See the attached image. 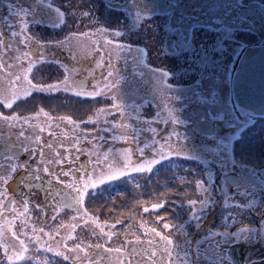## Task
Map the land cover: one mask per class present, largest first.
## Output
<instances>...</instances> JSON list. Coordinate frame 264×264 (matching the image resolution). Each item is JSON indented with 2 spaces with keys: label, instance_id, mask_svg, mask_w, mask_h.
<instances>
[{
  "label": "flooded vegetation",
  "instance_id": "af4514ba",
  "mask_svg": "<svg viewBox=\"0 0 264 264\" xmlns=\"http://www.w3.org/2000/svg\"><path fill=\"white\" fill-rule=\"evenodd\" d=\"M105 1H107L106 8L110 7L108 9L112 11L111 7H114L115 3L134 7L136 15H130L128 10L129 20L126 15L124 17L129 22L141 20L142 23L139 21L141 25L138 23L139 26H136V28L141 27V30L133 31V27L128 22L127 25L113 18L112 21L107 22L106 27L109 29L107 36L91 37L88 39L90 44L85 43L84 38H77L71 40L67 46L58 47L55 42L64 41V36L34 35L29 29L27 35L32 39L27 44L22 43L23 37L19 36L8 48L0 45V88L8 86L7 81L11 74H20L23 69H27L31 60L32 71L28 75L34 84L47 86L60 83L67 74L71 81H84L85 88L77 90L98 93L92 97L76 96L72 92L66 93L62 90L52 93L33 91L30 96L18 100L13 106V111L33 119L25 122L22 127L16 124L11 130L6 125H0V174H6L13 163L29 160V155L23 151V147H35L33 141L37 135L40 136L42 145L48 143L52 145L51 149L48 147L43 149L46 160L55 159L57 153L65 157L69 155L73 158L78 157L71 167L79 168L81 164H88L89 175L92 174L93 168L98 175L101 168L106 167L103 156L110 148L113 152L117 149L131 148L133 160L138 158L139 148H144L145 158H155L158 161L153 165L152 171L145 173L129 171L124 177L109 182L114 184V188L103 199L100 198V193L104 192V185L91 191L84 205L89 213L87 217L77 214L72 208L65 207L59 198L49 201L50 205H58V208L48 206L44 210L46 215H50L49 219L64 212L67 213L64 219L72 220L75 217L73 220L77 223L83 219L93 220V217L97 221L114 222L117 220L112 219L114 213L106 214L105 210L115 208L112 194L120 187L119 184H115L116 181L123 179L129 198L135 199L140 196L148 198L147 196L152 195L154 187L156 195L159 193L157 198L162 194L163 158L157 154V151L163 145V140L169 138L167 140L170 141L169 148L164 151L169 153L168 156L173 157V171L177 182L183 178L187 186L204 190L194 193L195 197L200 196V198L194 202L196 209L188 213L189 220L202 221L200 223L202 228H197V232L200 233V237L206 236L202 246L205 247L206 259L203 264L253 262L254 256L264 253V244L258 238L254 241L248 240L251 245L243 242L236 244L233 238L229 240L230 244L227 243L224 233L233 227V223L237 228L240 227L242 216L239 212H235V215L226 213V197L223 196L224 189L228 185L244 186L248 179L264 177V107L254 109L237 102L231 87L233 76L255 49L264 42V7L255 1L241 2V0ZM12 2L24 3V0H12ZM29 2L33 7L39 5L31 29L56 20V15L47 7L49 1L29 0ZM114 11L121 12L117 6ZM9 12L8 0H0V26L4 27L6 33L7 27L2 23H7L4 18L9 16ZM115 25L124 27V30L116 31ZM116 32L119 36L114 35ZM252 35L256 44L250 48L245 39ZM108 41L112 42L111 45L107 43ZM39 45L47 46L41 48ZM116 45L122 47H114ZM24 53L28 55L25 56ZM166 57L169 60H164ZM109 66L113 72L111 77L107 76ZM11 78L14 80L15 76ZM17 86L22 87V84ZM168 93H170L169 101H167ZM69 95L76 98V101H73L75 104L82 99H88L92 108L104 109L102 118L105 116L113 118L119 114V109L113 108L112 105L120 103L126 118L124 129L126 133L120 134L122 130L120 128L115 130L119 135L131 138L134 129L137 140L133 143L108 140L106 135L110 134L112 137L114 132L99 131L104 128L97 122L90 125L92 128L88 129L87 133L96 131L105 139L100 140L98 137L88 135L87 137L91 138L84 141L82 123L78 120L83 113L80 111V105L77 106L79 110L75 106L70 111ZM113 96L117 97L116 101L112 100ZM40 109L48 113V116L41 113L36 118ZM212 109L218 113L212 115ZM165 110L174 121L170 130L178 133V137L173 133L170 134L169 129L157 134L149 131L148 127L152 123L159 125L158 122L162 120ZM0 112L11 114L10 110L2 107ZM91 113L96 116L95 119L100 115L99 112L97 115L94 114V110ZM67 116L77 121L80 127L76 128L67 120L59 119ZM178 119H183L184 123H178ZM21 131L24 133L23 136L19 135ZM76 138L79 139L78 146L83 151L77 152L74 143ZM98 144L104 147L99 148ZM149 146H153L154 149H149ZM68 149H71L70 153ZM222 150H225V153H222ZM90 151L93 153L92 156L88 155ZM97 153L100 155L98 166L95 163ZM112 159L114 160V157ZM38 160V155L34 153L33 163ZM63 167L64 170H68L67 160ZM79 174L83 175L82 172ZM23 175V170L18 169L14 180L10 181L12 187L8 189L5 200L12 198L17 204L15 208L10 207L0 214V222L5 228L8 220L17 221L20 215L34 214L32 210L37 208L36 205L44 204V189L39 186L41 182H30L37 185L30 189L20 181ZM41 175L46 177L47 174L41 173ZM16 184H19L18 190ZM44 187L47 185L44 184ZM19 192H23L28 200L27 210L21 203L22 197ZM157 215L162 214L160 212ZM127 221H129L127 226L135 227L133 220L127 219ZM90 231L92 236L98 237L96 235H99V228ZM141 235L143 234H138ZM9 237L10 232H7L6 243L13 242ZM129 238L134 240L135 235L132 234ZM141 239L144 241L143 248L129 259L139 260L144 264L147 259L146 250H151L156 253L152 257L154 264L163 262L165 256L162 245L154 241L157 247L153 249L147 243L148 240L143 237ZM104 241L108 240L103 235ZM232 243L235 244L232 246ZM94 245L97 243L92 246ZM92 246L88 249L89 253L92 252L89 258L99 260V264H103L109 255L104 257L103 248L96 249ZM131 247L132 244H125L126 250H130Z\"/></svg>",
  "mask_w": 264,
  "mask_h": 264
},
{
  "label": "rangeland",
  "instance_id": "374dc122",
  "mask_svg": "<svg viewBox=\"0 0 264 264\" xmlns=\"http://www.w3.org/2000/svg\"><path fill=\"white\" fill-rule=\"evenodd\" d=\"M47 7L52 11L53 14L56 15V20H52L50 23L45 22L44 24H40L39 27L30 29V31L33 34L40 35V36H51V37H66V35L75 34L77 38H84L85 43H89L88 40L91 37H97L100 36H107V33L109 29H107L106 26H108L107 22L112 21L114 18L116 21H121L124 24H131L133 27V31H140V28H136V26H139V21L142 23L141 20H136L133 22H129L128 20V14L127 11H129L130 15L135 16L136 12L134 11V7L128 6L125 4L124 6H120L122 4L115 3L114 7H111L112 10L108 9L110 7L105 6V0H46ZM237 1V0H236ZM249 1H255L259 3L260 6L264 7V0H241V2H249ZM54 5V6H53ZM110 5V4H109ZM119 7L120 13H116L114 9ZM126 11V12H125ZM75 12L76 16H71V13ZM81 13H85V15H81ZM88 13L91 15V19L88 18ZM66 14V15H65ZM127 19H125V16ZM64 16H65V22H64ZM109 17L111 19H109ZM55 19V18H54ZM61 20V21H60ZM137 23V24H136ZM139 23V24H138ZM62 24V25H61ZM127 24V25H128ZM141 25V24H140ZM120 25H115L116 31H123L124 27H119ZM120 28V29H119ZM104 29V32H99L98 30ZM108 30V31H107ZM155 31V30H154ZM164 32V31H163ZM115 36H119L117 32L114 34ZM247 46L252 48L256 41L253 38V35L251 37H247L246 39ZM75 46V44H72ZM164 60H169V58H165ZM170 93L167 94V101L170 99ZM69 104H70V111L73 110V108L78 105H80V111L83 113L82 116L78 118L79 121H84L85 123H82L83 127V135L87 133V130L92 128L90 126L91 124L86 123L89 117H92L93 120H98L101 127L105 129L109 127V125H121L119 127L121 130L120 134L126 133L125 129V122L126 118L124 116V109L123 114H116V116H113V118H110L109 116L101 117L102 113L99 112V110H96V107L92 108L91 101L88 99H82L77 104H75L76 98L71 97L69 95ZM78 109V107L76 108ZM91 109V111H90ZM79 110V109H78ZM92 110H94V114L97 115L99 112L100 115L95 119V115H92ZM120 111V110H119ZM149 113L151 114L150 110L148 109ZM107 112V110H106ZM212 112L214 114H217L215 109H212ZM87 113V115H85ZM108 115V113H107ZM162 120L159 121V125L152 123V125H149V131L152 132V134L161 133L164 132L165 129H169L170 134L174 132V130H170L172 127V123L174 122L171 118L172 116L165 110L164 114L162 115ZM149 117H147L148 120ZM155 118V117H151ZM151 118L149 119L151 121ZM109 123H105V120ZM178 123H184L182 120H177ZM264 124V123H263ZM168 126V127H167ZM251 129V128H250ZM110 133V131H109ZM107 134V132H106ZM115 135H119L116 130L114 132ZM91 137H84L85 140H89ZM106 138L108 140H112V137L109 135H106ZM169 139V138H168ZM167 139V140H168ZM163 140V151L169 148L170 141ZM153 142H151V145ZM98 144L97 147L103 148L104 145ZM92 147H95L92 145ZM216 148V147H215ZM217 148H221L220 146H217ZM149 149H154L153 146H149ZM222 153H225V150L221 151ZM163 156V183H162V194H167V199L170 201L164 209L159 210V212H150V213H144L143 209L145 207H151L153 203L156 202H162L157 198L156 196H159V193L156 195L155 187L153 189L152 195L143 197H136L135 199L129 198V192L126 190L125 183H123V179L116 181L115 184H119V189H115L113 191V198L112 201L114 202V209L106 208L105 212L107 213H114L112 216V219H117L114 222H110L108 220H102V218L99 221L101 224H105L104 231L105 232H113L114 235L111 238V240L104 241L103 242V234L100 233V230L98 231L99 235H96L98 237L92 236L91 229H96V222L97 220H87L83 219L80 222H75L73 219H64L67 213H62L58 216H56L53 219H49L50 215H46L45 211L41 212L40 209L36 208L34 211V214H30L27 216L26 214L20 215V218L17 221H14V231H17V234L19 235L20 239H24L25 243L28 246V252L26 253V256L30 257L27 261V264H37V261L40 262V264H44L45 261L48 262V264H71V261H65L61 256H57L55 252H46L45 248L52 247L54 249H62L63 244L65 241H63L62 237L68 235L71 233L72 236L75 237V242L81 243V246L84 245H90V247L87 248L88 256L90 254L92 255V252L89 253L88 249L91 248V246L94 243H99L104 246V248L108 247H120L123 244V247L125 249L126 240H128L129 236L134 234L137 236L138 234H143L140 237H143L146 240H153L158 241L162 245L163 250V242L159 240V237H153L150 236L145 232V228H151V227H157L161 232H163L164 235H170L173 238L174 246L169 245V250L171 251V259L172 264H203V262L206 261L204 258V252L205 247H202L204 244V241L206 239V236L201 235L197 232V228H202L200 223L202 221L200 220H189L188 213L192 211V209H196L195 201H197L200 196L195 197V192H204L203 189H196L190 186H187V182L184 181V179H180L179 182H177V179L175 177V173L173 171L174 165L172 162L173 157L168 156L169 153L164 151ZM175 177V178H174ZM181 178V176L179 175ZM122 178V177H121ZM226 186V185H225ZM104 192L100 193V198L103 199L107 197V193L112 191L114 188V184L106 183L104 185ZM103 189V188H102ZM225 195L223 198H225L227 207H226V213L229 215H233L235 212H239L242 216V223L241 226L237 228V226L233 223V227L229 228V230L226 231L225 238L227 239V243H229V240L232 238L235 240L234 242L236 244L238 243H246L251 245V242H247L248 240L254 241L255 238H258L262 244H264V177H259L255 179H248L246 183H244V186H236L232 187L230 185L226 186L224 189ZM149 195V194H148ZM161 196V195H160ZM111 201V202H112ZM128 202V204H127ZM132 205V206H130ZM240 209V210H239ZM103 212V213H105ZM161 212V216H169V221L173 225V229L171 231L167 229H163L162 225H157L154 223L155 217L157 216V213ZM109 215V214H108ZM235 215V214H234ZM107 217V216H106ZM48 218V219H45ZM127 219L133 220L132 222L135 224V227H129L127 226ZM26 221V223H25ZM120 223H117V222ZM144 221L145 227H140V222ZM71 222V223H70ZM230 223V222H229ZM228 223V227H230V224ZM76 224L77 227L74 231H71L70 225ZM91 225L92 228H91ZM110 225H115V228L110 227ZM91 228V229H90ZM204 228V227H203ZM13 229V228H12ZM42 230V231H41ZM57 230L59 231V235H57ZM48 233H51V237L47 235ZM125 233H127V236H125ZM196 235V236H195ZM40 236L41 237V245H44V247H40L36 244L34 237ZM98 238V240H97ZM133 238H129L131 240ZM195 239V242H194ZM16 243L13 241V244ZM68 248L73 247V241L69 240L66 242ZM232 243L231 245L233 246ZM230 244V243H229ZM0 260H4L3 256V248L0 247ZM104 248L102 250V255L106 257L108 254L109 256L112 255L106 251H104ZM39 249V250H37ZM243 250V249H241ZM85 255L84 252L80 253V256L83 257ZM256 255V254H255ZM263 255V256H262ZM243 257V256H241ZM254 261H250L249 263L244 264H264V253L260 254L259 256H254ZM245 261V260H244ZM110 262L109 259H107L104 263ZM168 257L165 256V259L163 262H160V264H167ZM103 263V264H104ZM5 264H8L7 261H5ZM23 264V262H21Z\"/></svg>",
  "mask_w": 264,
  "mask_h": 264
},
{
  "label": "snow or ice",
  "instance_id": "6c2138e0",
  "mask_svg": "<svg viewBox=\"0 0 264 264\" xmlns=\"http://www.w3.org/2000/svg\"><path fill=\"white\" fill-rule=\"evenodd\" d=\"M8 5L10 9L9 16L4 18L7 23H2L4 26L7 27V33L4 31V27L0 26V45H3L5 48H8L10 47L11 42L19 36L23 37V40L21 42L27 44V42L32 39L31 36L27 35V32L29 29L32 28V23L35 20L34 17L36 16V10L39 5L37 7H33L29 0H24V3L12 2V0H8ZM81 15L83 16L85 15V13H81ZM87 15L88 18L91 19L90 13H88ZM71 16L75 17L76 13L72 12ZM17 29H19V31H17ZM104 31V29H100L98 30V34L99 32ZM73 39H77L74 33L71 35H66L64 41H56L55 44L58 47L67 46V44ZM107 43L111 45L112 42L108 41ZM39 46L43 48L47 45ZM114 47H122V45H116ZM24 55L27 56L28 53H24ZM41 57H43V53H41ZM101 60H103V57H101ZM31 65L32 62L31 60H29V67L27 69H23L20 74H11V76H15V79L13 80L10 76L7 81L8 86L0 88V107L6 108L11 111V114L7 115L4 112H0V125H6L9 130L13 129L16 124H20L22 127L25 122L33 119V117L22 116L21 114L13 111L14 104H16L18 100H21L22 97L26 98L30 96L33 91L52 93L62 90L66 93L72 92V94L76 96L87 95L94 97L98 95V93L96 92H86L77 90L85 88L84 81H71L70 77L67 74L64 76L63 80L60 83L49 84L47 86L34 84L28 75L32 71ZM65 71L67 72L66 68ZM112 75L113 72L111 70V66H109L107 76L111 77ZM21 84L22 87L17 86ZM107 87H112V85H107ZM112 100L116 101L117 97L113 96ZM112 107L115 109H119L120 114H123V107L120 103H114ZM110 111L111 109H109V112ZM99 112L103 113L105 112V110L100 109ZM41 113H43L44 116H48V113L44 112L43 109H40V111L36 114V118H38ZM49 119H51V117H49ZM59 119L67 120L69 124L73 125L76 128L80 127V124H78L77 121L73 120L71 116L60 117ZM97 122L98 121L93 120L92 117H89L86 121V123L88 124H96ZM81 123L85 122L81 121ZM105 123H109L107 119L105 120ZM119 127H121V125L110 124L108 128L100 129L99 131L115 132V129ZM40 131L42 132L43 129L41 128ZM19 135L23 136V131H21ZM88 135L98 137L100 140L105 139L104 136L99 135L96 131H93L91 133H85V136ZM173 135L178 137V133H173ZM112 140H123L127 141L128 143H133L137 140L136 131L134 129L132 130L131 138H129L128 136L114 134L112 136ZM33 143L36 145L35 147H23V151L25 153H28L29 155L28 161H18L17 163H13L7 170L6 174H0V214H3L10 207L15 208L17 204V202L12 198L7 199L6 201L5 197L8 196V189L12 187L10 181L14 180L15 173L18 169L23 170L24 175L20 178V181L22 183H25L28 188L31 189L33 187H37L36 184L30 183L32 181L41 182L39 186L43 187L44 189V204L42 205L38 203L36 205V207L40 209L41 212H43L48 206H54L58 208V205H50L49 201L50 199L51 201H55L57 198H59L65 207L72 208L77 214H82V216L87 217L89 213L84 207V205L86 197L89 196L91 191L97 189L99 186L105 185L106 183L124 177L126 174H129V171L131 173L151 172L153 165L158 163L155 158L147 159L144 157V148H139L138 158L136 160H133V151L131 148L117 149L115 152H113V150L110 148L107 153H104L103 156V162L106 167L101 168L98 175L96 174L95 168H93L92 174L89 175L88 164H81L79 168L71 167V165L75 162V159H78V157L73 158L70 155L65 157L57 153L55 159L46 160L43 149L44 147H48L49 149H51V143H48L47 145H42L40 143L39 135L35 137ZM74 143L77 146V152L83 151V149H80L78 146V138H76ZM147 146L148 145H145V147ZM163 147L164 146L161 145V148L157 151V154L161 158H163L165 154L163 152ZM68 151L70 153L71 149H68ZM173 151H176V149H173ZM34 153L37 154L39 157V160L35 163H33ZM88 155L92 156L93 153L90 151ZM112 157H114V160L112 159ZM9 159L12 158L9 157ZM66 160L69 165L68 170H64L63 167ZM95 163L97 166L100 164L99 153L96 154ZM81 172L83 173V175L79 174ZM41 173L47 174L46 177L41 175ZM44 184H46L47 187H44ZM16 189H19V184H16ZM19 194L22 197L21 203L23 204L25 210H27L28 200L25 198V194L23 192H19ZM159 200H161L162 202L153 203L150 208L145 207L143 209L144 213L147 214L150 212H159V210L164 209L166 205L170 202L167 199L166 193L161 194ZM73 219H75V217H73ZM92 219L95 221V217H93ZM166 221H169V216L157 215L155 217L154 223L157 225H162L163 229L171 231L173 229V225L172 223ZM106 223L107 222H105V224H101L99 222H96V227L99 228L100 233L104 235L106 240H111L114 233L104 231ZM117 223L120 222L118 221ZM13 225V220L7 221V228H5V225L0 222V247L3 248L4 256V260H0V264H5V261H7L8 264H21V262H23V264H27V261L31 259L30 257L26 256V253L29 250L28 246L25 243V240L20 239L17 232L12 230ZM69 227L71 231H74L77 225L72 224ZM110 227L115 228V225H110ZM129 227H131V225H129ZM140 227H145L144 221L140 222ZM7 232H10L9 239L15 241L16 243L9 244L5 242ZM145 232L150 236L159 237V240L163 242V255L168 257L167 264H172V256L171 251L169 250V245L174 246L173 238L170 235H164L163 232H161L155 226L151 228H145ZM47 235L50 238L52 234L48 233ZM57 235H59L58 230ZM125 236H127V233H125ZM34 239L37 245H39L40 247H44V245H41L40 243V236H35ZM62 239L63 241H65L62 249H54L52 247H47L45 248V251L55 252L57 256H61L65 261H71V264H99V260H93L88 256L87 248L90 247V245H84L82 247L81 243L75 242V237L72 236L71 233L62 237ZM69 240L73 241L72 248H68L67 246L66 242ZM125 242L128 244H132L130 250L124 249L123 244L120 247L104 248L103 245L99 244L94 245L92 247H95L96 249L104 248V251L112 254L108 257L110 264H141L139 260L133 261L129 259V257L137 255L139 250L143 248L144 241L141 239L140 236L137 235L135 236L134 240H126ZM147 243L152 246L153 249L157 247V244L151 239L148 240ZM81 252L85 253L83 257L80 256ZM155 255L156 253L154 251L146 250L147 259L145 260L144 264H154L152 257ZM100 259H104V257H100ZM37 264H40V262L37 261ZM44 264H48V262L45 261Z\"/></svg>",
  "mask_w": 264,
  "mask_h": 264
},
{
  "label": "water",
  "instance_id": "95a60500",
  "mask_svg": "<svg viewBox=\"0 0 264 264\" xmlns=\"http://www.w3.org/2000/svg\"><path fill=\"white\" fill-rule=\"evenodd\" d=\"M231 87L237 102L254 109L264 107V42L245 60L232 78Z\"/></svg>",
  "mask_w": 264,
  "mask_h": 264
}]
</instances>
